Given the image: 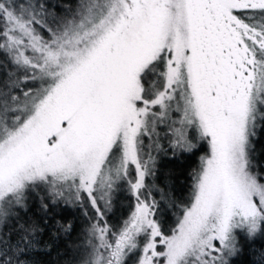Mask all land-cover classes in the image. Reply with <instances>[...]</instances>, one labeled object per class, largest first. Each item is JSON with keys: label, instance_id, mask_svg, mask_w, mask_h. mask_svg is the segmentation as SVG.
<instances>
[{"label": "snow or ice", "instance_id": "obj_1", "mask_svg": "<svg viewBox=\"0 0 264 264\" xmlns=\"http://www.w3.org/2000/svg\"><path fill=\"white\" fill-rule=\"evenodd\" d=\"M4 67L0 264H29L34 197L84 212L68 264H264V0H0ZM169 151L205 153L171 228L153 192Z\"/></svg>", "mask_w": 264, "mask_h": 264}, {"label": "trees", "instance_id": "obj_2", "mask_svg": "<svg viewBox=\"0 0 264 264\" xmlns=\"http://www.w3.org/2000/svg\"><path fill=\"white\" fill-rule=\"evenodd\" d=\"M49 3L60 12L68 13L70 9L75 8L77 0H49ZM6 70L7 67L0 68V85L6 79ZM162 142L166 143V141ZM200 155H204V152L191 157L187 155L174 157L169 151L166 155L159 156L155 180L157 189H154L153 192L162 209L160 219L167 228L175 225L178 215L177 209L172 208L171 203L179 206L190 199L192 175L194 170L199 167ZM254 162L258 165L264 164V136H261L256 143ZM132 204H134V200L129 198L127 190H121L114 197L112 223H117L122 219ZM30 207L32 210L26 219L40 223L43 230L37 237L35 248L29 251V264H68L73 258L70 245L77 239L82 226L86 224L84 212L78 207L60 206L56 207L54 211L45 213L40 208L39 200L35 197L30 201ZM65 222H70L76 227V233L73 234L71 240L59 230V225ZM246 257H250V253L246 252L241 256L237 264H247Z\"/></svg>", "mask_w": 264, "mask_h": 264}, {"label": "rangeland", "instance_id": "obj_3", "mask_svg": "<svg viewBox=\"0 0 264 264\" xmlns=\"http://www.w3.org/2000/svg\"><path fill=\"white\" fill-rule=\"evenodd\" d=\"M205 154V153H204Z\"/></svg>", "mask_w": 264, "mask_h": 264}]
</instances>
